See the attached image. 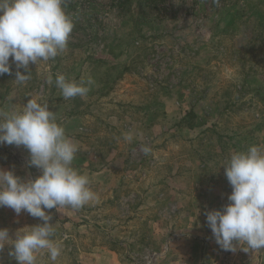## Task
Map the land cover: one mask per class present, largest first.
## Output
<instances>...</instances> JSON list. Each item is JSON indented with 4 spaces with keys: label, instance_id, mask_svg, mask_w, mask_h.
Segmentation results:
<instances>
[{
    "label": "rangeland",
    "instance_id": "1",
    "mask_svg": "<svg viewBox=\"0 0 264 264\" xmlns=\"http://www.w3.org/2000/svg\"><path fill=\"white\" fill-rule=\"evenodd\" d=\"M62 6L74 25L66 48L30 63L23 83L15 80L14 64L0 76V120L31 98L48 104L78 149L72 167L97 196L81 208L99 219L81 233L88 245L106 241L132 264L129 249L160 250L169 241L174 251L190 235L201 264H224L226 257L229 264H264V249L244 242L223 250L205 216L229 203L223 164L230 154L264 149V0H63ZM60 74L84 81L89 91L64 99L55 83ZM142 146L151 151L144 154ZM0 169L22 179L42 174L25 147L8 144L0 145ZM136 208L142 219L133 216ZM55 209L46 212L61 254L52 261L39 250L36 264H80ZM42 223L0 208V228L12 239ZM12 243L4 242L0 264H17ZM179 258L172 264H186Z\"/></svg>",
    "mask_w": 264,
    "mask_h": 264
},
{
    "label": "clouds",
    "instance_id": "2",
    "mask_svg": "<svg viewBox=\"0 0 264 264\" xmlns=\"http://www.w3.org/2000/svg\"><path fill=\"white\" fill-rule=\"evenodd\" d=\"M62 5L63 0H0V76L11 74L14 64L15 80L23 83L30 78V63L54 59L66 48L74 25ZM48 82H52L51 77ZM55 83L64 99L89 91L84 81H69L62 74ZM125 139L131 140V136ZM2 144L25 147L30 165L42 174L22 179L11 170L0 169V208H10L17 216L27 212L44 223L18 230L15 239L7 228H0V250L11 239L9 255L17 264H36L35 254L42 249L55 261L61 248L52 239L51 215L46 209H79L97 199L89 178L72 167L78 149L48 104L35 98L29 99L22 111L0 120ZM142 151L148 154L151 149L142 146ZM223 166L232 187L229 203L222 210L205 212L215 242L225 251L235 250L234 241L244 242L247 249H264V149L250 146L246 151H233Z\"/></svg>",
    "mask_w": 264,
    "mask_h": 264
},
{
    "label": "crops",
    "instance_id": "3",
    "mask_svg": "<svg viewBox=\"0 0 264 264\" xmlns=\"http://www.w3.org/2000/svg\"><path fill=\"white\" fill-rule=\"evenodd\" d=\"M142 205L146 207L145 204ZM143 206H140L139 209H134L135 212L133 216L139 217L141 215V212L138 210L144 209ZM102 207L103 209H108L109 205L104 204V206ZM53 210L54 208L50 209L49 211ZM55 210L57 213H63V219L60 220L57 217L55 218L56 224L59 227L61 226L60 228L64 227V231L66 230V237H64L67 239V242H69L68 249L71 250L72 247L76 248L74 249V253H70L72 254V256L76 257V259L80 260V264H129L128 262H125L121 259V254L115 249L113 245H110L106 241H103V244H97L99 245L97 246L98 248H93L90 246V244L88 245L87 240L81 235V233L85 231V228H88L89 226H97V222L99 223L98 218L88 219L87 215L81 212L83 211L81 210V208L74 209L71 206H60ZM50 213L52 214V212ZM139 218L142 219L143 217L141 216ZM131 232L132 235L136 236L137 238L139 235H142V232L139 230H133ZM54 235L55 234H53V237ZM61 237L62 236H60L59 240H62ZM195 239L196 238L193 236L191 237L190 235H183L182 240L176 243L177 245L176 248L173 249L174 251H170L171 253L166 257V259L161 261V263L159 264H172L173 262L176 263L177 258L180 259L179 257H182L186 264H201V251L198 249V241Z\"/></svg>",
    "mask_w": 264,
    "mask_h": 264
},
{
    "label": "built area",
    "instance_id": "4",
    "mask_svg": "<svg viewBox=\"0 0 264 264\" xmlns=\"http://www.w3.org/2000/svg\"><path fill=\"white\" fill-rule=\"evenodd\" d=\"M179 236V233L173 232L171 239H178ZM168 243L169 241H166L160 250L148 246H143L139 249H129L127 257L132 264H159L170 253ZM226 258L224 264H229V258ZM179 264L184 263L180 262Z\"/></svg>",
    "mask_w": 264,
    "mask_h": 264
}]
</instances>
